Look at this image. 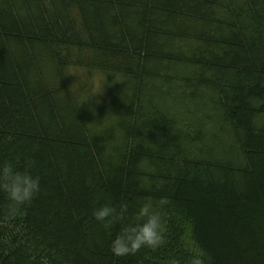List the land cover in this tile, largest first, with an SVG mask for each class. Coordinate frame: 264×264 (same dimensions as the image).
Here are the masks:
<instances>
[{
	"label": "trees",
	"instance_id": "obj_1",
	"mask_svg": "<svg viewBox=\"0 0 264 264\" xmlns=\"http://www.w3.org/2000/svg\"><path fill=\"white\" fill-rule=\"evenodd\" d=\"M13 158L40 192L0 193V264H264V0H0ZM144 205L161 243L115 254Z\"/></svg>",
	"mask_w": 264,
	"mask_h": 264
},
{
	"label": "clouds",
	"instance_id": "obj_2",
	"mask_svg": "<svg viewBox=\"0 0 264 264\" xmlns=\"http://www.w3.org/2000/svg\"><path fill=\"white\" fill-rule=\"evenodd\" d=\"M92 100L96 98L87 102ZM39 192L40 177L32 173L31 165L21 168L17 166L15 158L0 161V193L7 201L8 217H14L22 207L30 204ZM113 212L111 206H101L94 210L93 215L97 221L109 224L113 219ZM137 218L140 222L125 225L112 241L111 247L115 254L135 252L141 247L156 248L161 243L159 212L152 211L149 206L144 205L139 208ZM191 264H203V261L199 256H194Z\"/></svg>",
	"mask_w": 264,
	"mask_h": 264
},
{
	"label": "rangeland",
	"instance_id": "obj_3",
	"mask_svg": "<svg viewBox=\"0 0 264 264\" xmlns=\"http://www.w3.org/2000/svg\"><path fill=\"white\" fill-rule=\"evenodd\" d=\"M92 82L94 85H97L99 83V76L98 75H93L92 76Z\"/></svg>",
	"mask_w": 264,
	"mask_h": 264
}]
</instances>
